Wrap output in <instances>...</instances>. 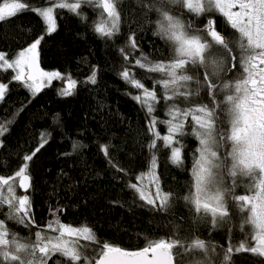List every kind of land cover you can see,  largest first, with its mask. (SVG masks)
I'll list each match as a JSON object with an SVG mask.
<instances>
[{"label":"snow or ice","instance_id":"obj_1","mask_svg":"<svg viewBox=\"0 0 264 264\" xmlns=\"http://www.w3.org/2000/svg\"><path fill=\"white\" fill-rule=\"evenodd\" d=\"M127 3V12L126 0H57L55 7L77 13L84 20L86 15L77 10L82 5L90 6L97 16L94 32L109 39L120 34L122 17L134 14L140 18L135 21L137 31H143L141 21L151 24L152 35L165 45L163 50L157 49L158 59L152 60L142 51L135 59L136 66L155 74L145 77L152 82L151 89L129 69L119 73L127 84L140 90L132 98L146 108L151 118L148 131L152 138L147 148L155 198L145 195L135 183L129 188L139 192L140 200L154 211L171 216L177 204L183 202L197 225L203 224L209 231L227 229L229 237L237 229L244 239L217 252L216 246L200 238L196 229L174 223L164 237L144 236L145 246L136 250L109 242L89 250L79 241H97L91 227L62 223L55 212L43 228L36 225L29 196L16 195L17 188L26 193L31 186L26 174L28 165L24 164L13 176L0 174V264H235L233 257L241 253L259 257L258 264H264V0ZM25 9L26 3L20 0H0V22ZM53 13V7L39 10L48 34L56 30ZM217 16L230 31L218 30ZM193 18H203V23L197 26ZM135 35L130 32L126 44L138 50ZM42 38L20 50L11 61L0 53V68L14 69L12 78L33 93L53 79H63L59 72L40 69L38 46ZM120 52L123 54L124 49ZM88 82L96 83L95 71ZM75 84L69 77L61 95H72ZM6 91L7 85L0 83V101ZM160 104L167 118L153 115ZM157 124L165 127L166 134L157 131ZM6 131L0 126V137ZM185 137L196 141V147L189 150L191 167L186 191L162 192L156 174L157 152L167 149L171 163L182 167L187 155ZM158 141L162 142L159 147ZM45 143L47 140L42 139L23 160L31 161ZM104 152L108 154L107 148ZM8 222L24 227L26 234L10 229ZM34 227L37 230L33 232Z\"/></svg>","mask_w":264,"mask_h":264},{"label":"trees","instance_id":"obj_2","mask_svg":"<svg viewBox=\"0 0 264 264\" xmlns=\"http://www.w3.org/2000/svg\"><path fill=\"white\" fill-rule=\"evenodd\" d=\"M20 2L26 3V9L0 22V53L11 60L20 50L43 37L38 46V63L43 71L59 72L63 77L33 93L23 82L12 78L15 70L0 68V83L7 85L5 97L0 101V126L7 129L0 137V174L7 178L24 164L28 165L26 174L30 176L31 186L25 194L30 198L36 225L43 228L55 212L62 223L91 227L97 241H79L89 250L101 242L136 250L145 246L144 236L164 237L174 223L196 229L197 235L212 242L217 252L242 241L244 237L237 229L229 237L227 229L209 231L203 224L197 225L183 202L167 216L154 211L140 200L135 189L129 188V184H136L137 177L151 168V153L147 148L152 138L148 131L151 118L147 117L146 108L132 98L140 90L127 84L119 73L127 68L152 88V82L145 77L155 74L135 65L141 51L155 60L159 58L157 49L165 48L152 35V25L141 21L143 31H137L135 21L140 18L126 15L122 17L119 35L111 39L100 37L93 30L95 12L82 5L78 13L86 15L84 20L68 9L54 8L56 30L48 34L46 24L35 10L53 5L54 1ZM193 21L199 26L203 18H193ZM216 24L218 30L230 31L218 16ZM130 32L136 33L138 50L126 44ZM93 71L95 84L88 82ZM69 77L76 82L73 94L61 95V89L66 88L64 80ZM153 115L167 118L163 104L157 105ZM157 131L166 134L165 127L159 124ZM42 139L47 143L33 159L23 160L39 147ZM161 143L157 142L158 147ZM184 143L187 155L182 167L171 163L167 149L157 152L156 174L162 192L186 191L191 167L189 150L196 147V141L185 137ZM104 148L108 150L107 155ZM7 226L21 235L26 234L24 227L12 222ZM35 230L34 227L32 231ZM233 259L235 264H258L261 258L241 253Z\"/></svg>","mask_w":264,"mask_h":264},{"label":"rangeland","instance_id":"obj_3","mask_svg":"<svg viewBox=\"0 0 264 264\" xmlns=\"http://www.w3.org/2000/svg\"><path fill=\"white\" fill-rule=\"evenodd\" d=\"M54 1V3H53V5H47L46 7H53V9L54 8H56L55 7V2H57V0H53ZM66 2H68L67 0H66ZM90 10L92 9L90 6H87ZM45 8V7H44ZM42 9V8H41ZM41 9H37V10H35L38 14H39V10H41ZM77 12H78V10H77ZM40 16V15H39ZM41 17V16H40ZM42 18V17H41ZM43 19V18H42ZM46 24V23H45ZM47 26V25H46ZM16 56H18V54L16 55ZM15 56V57H16ZM14 57V58H15ZM13 58V59H14ZM12 60V59H11ZM10 60V61H11ZM14 70V69H13ZM53 72V71H52ZM62 76V75H61ZM53 80H59V79H53ZM68 79H65L64 80V82L65 81H67ZM46 85H48V83H45V86ZM150 172H151V168L147 171V172H145L144 174H143V176H141L142 178L141 179H138L137 180V183H136V185H137V187L138 188H141L142 190H144L145 191V195H151L153 198H155V194H156V191H155V185L152 183V181H153V177H152V175L150 174ZM13 176V175H12ZM15 183L17 184L18 183V180H16L15 181ZM139 193V192H138ZM16 195L17 196H20V195H23L19 190H18V188H17V191H16ZM80 227H82V226H80ZM47 230V229H46ZM48 231V230H47ZM80 240H82V241H87V240H84L83 238H81Z\"/></svg>","mask_w":264,"mask_h":264},{"label":"water","instance_id":"obj_4","mask_svg":"<svg viewBox=\"0 0 264 264\" xmlns=\"http://www.w3.org/2000/svg\"><path fill=\"white\" fill-rule=\"evenodd\" d=\"M39 67H40V65H39ZM40 69H41V67H40ZM42 70V69H41ZM64 86L67 88L68 87V80L67 81H65L64 82ZM19 190V189H18ZM29 190V189H28ZM28 190H27V192H28ZM22 194H25V192H23L22 190H19ZM26 192V193H27Z\"/></svg>","mask_w":264,"mask_h":264}]
</instances>
